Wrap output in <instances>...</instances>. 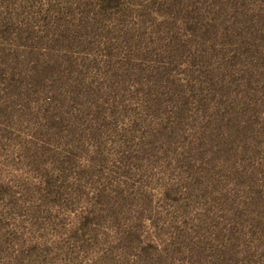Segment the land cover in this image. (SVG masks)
Here are the masks:
<instances>
[{
    "label": "rangeland",
    "instance_id": "1",
    "mask_svg": "<svg viewBox=\"0 0 264 264\" xmlns=\"http://www.w3.org/2000/svg\"><path fill=\"white\" fill-rule=\"evenodd\" d=\"M0 264H264V0H0Z\"/></svg>",
    "mask_w": 264,
    "mask_h": 264
}]
</instances>
